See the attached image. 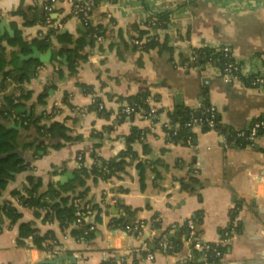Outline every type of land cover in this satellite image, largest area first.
Segmentation results:
<instances>
[{"label":"crops","instance_id":"0c3cea01","mask_svg":"<svg viewBox=\"0 0 264 264\" xmlns=\"http://www.w3.org/2000/svg\"><path fill=\"white\" fill-rule=\"evenodd\" d=\"M48 1L0 0V22L4 20L14 34L16 28L21 30L24 37H36L50 29L62 28L61 32L68 31L77 38L81 31L88 30V26L82 28L80 24L83 23L72 14L69 0H50L51 16L45 15L43 23L36 21L27 25L22 8L33 14L43 9L47 13L45 5ZM104 1H107L106 5L99 2L97 10L91 14L90 28L96 26L103 30L108 21L114 19L115 30L121 28L128 37L136 34L130 28L131 24L144 26L150 16L169 12L168 28L155 27L153 30L162 42L167 43L162 44L161 52L158 47L145 52L141 68L136 63L139 56L136 48L130 49L125 59H117L108 33L101 42L86 46L85 50L91 56L76 62L73 76L69 64L75 60V57L72 59L75 54L61 56L62 76L53 63H37L34 78L23 83L33 91V97L19 106L25 111L18 113L26 116L24 121H19L26 124L30 117L47 113L44 100L39 102V95L47 84H55L56 88H50L54 90L53 117H44L41 122L47 123L48 128L56 121L62 122L75 133H81L83 139L59 149L49 147L34 160L33 168L17 173L8 183L0 202L12 200L22 217L13 226H8V220L2 226L0 264H102L110 256V250L124 254L145 242L156 232L152 221L160 220V230L164 231L173 223L189 219L195 222V235L200 241L221 240L226 228L233 226L224 245L227 247L218 261L200 260L199 263L264 264V133L254 142L236 144L225 142L223 134L214 129L204 132L195 125L191 129L193 142L182 144L168 141L164 130V125L170 123L169 113L181 106L198 112L206 105H214L218 118L231 131L248 129L254 120L264 115V85L251 87L243 81L225 82L216 61L204 62L198 55L197 60L192 57L195 49L217 50L219 46H227L233 59L242 63L243 74L257 70L259 62L255 55L264 51V0ZM68 15L64 23L61 22V18ZM5 34L9 35L7 31ZM149 39V34L142 35L143 42ZM52 42L61 43L54 36ZM167 45L173 47L172 57ZM11 49L8 46L7 50ZM39 50L46 52L42 48ZM147 89L149 107L161 109L157 120H150L142 109L124 118L118 115L119 107L126 102L121 101L120 96ZM65 93L69 94L73 105L64 101ZM177 94L181 95L180 103H177ZM93 98L100 99L110 112L108 116L91 107ZM2 102L3 93H0ZM83 106H88V111H81ZM71 117L76 121H71ZM134 127L144 130V138L153 148L148 156L143 157L150 160L161 158L159 169L165 179L155 186L154 172L145 168L146 186L142 188L139 158L130 162L128 173L120 179L114 177L97 182L89 179L86 200L101 207L102 216L101 222H96L94 217L86 219L94 228L89 238H77L76 224L63 227L57 220L44 221L45 208L39 209L41 216H35L32 209L14 199L13 192L22 191L32 175L42 188H46L50 181L55 183L56 176L67 172L73 176L68 181L76 177L81 166L79 154L86 167L92 166L94 153L105 158L115 156L126 148ZM56 136L50 134L48 139L58 142L60 137ZM131 143L134 150L141 153V142L132 140ZM161 148L168 150L161 154ZM178 175L183 176L181 181ZM187 179L192 182L191 189L184 186ZM114 186L128 189V192L116 193L118 198L121 197L119 201L112 198ZM125 205L139 209L136 217L144 222L142 235L110 227L112 215H116L117 210L116 216L125 215ZM32 220L42 233L53 231L62 248L60 256L42 250L33 236L26 238L22 246L16 244L19 224ZM149 246L155 257H141L138 264H175L177 258H198L186 236L182 237L181 249L175 253L159 250L154 243ZM168 247L166 242L164 248ZM57 257H61L62 262L54 260ZM128 262L132 263V257Z\"/></svg>","mask_w":264,"mask_h":264},{"label":"trees","instance_id":"16d2710c","mask_svg":"<svg viewBox=\"0 0 264 264\" xmlns=\"http://www.w3.org/2000/svg\"><path fill=\"white\" fill-rule=\"evenodd\" d=\"M193 1V0H191ZM48 4L52 5V2L49 0ZM99 0L95 1L94 9L91 14L97 10ZM22 14L27 25H32L36 21L41 23L45 20V15L51 16V12H47L43 9L37 14L28 12L26 8H22ZM44 14V15H43ZM41 15V17H40ZM70 15L61 18V22L64 21ZM170 21V13L163 12L160 14L152 15L148 18L143 25L140 24H131L130 28L135 31L136 34H129L125 36L124 31L119 28L115 30L114 28V19H110L106 24V27L101 30L97 29L98 34L106 36L110 34L112 39L110 46L115 48L117 59H125L127 53L130 49L136 48L139 50V56L137 58L138 67L143 66V54L151 47H158L159 52H161V46L163 43L159 35L153 32L155 27H160L163 29L168 28ZM89 24H92L89 20ZM83 25L88 30H83L80 32L79 37L74 38V36L68 31H62V28L50 29L46 33H41L36 37H24L22 31L16 28V32L13 36L8 34L0 36V93H3V102L0 103V198L3 195V192L6 190L8 183L15 179L16 174L33 168L34 160L40 156V151L47 152L49 147L59 149L68 144H74L80 142L83 139L81 133H75V130L70 126L64 125L62 122L56 121L48 128L47 123H42L41 120L44 117L52 118L53 114L48 115H38L30 117L28 123L23 125L27 129V133L24 134L16 128L9 127L12 121L16 123L19 120H25L26 116L24 113L16 114L15 110L19 106L25 105L33 97V91L26 88L23 83L26 80H29L28 70L33 63H38L39 61L35 60H26L23 64H20V55L22 52H29L31 46H36L44 50H51L52 57L51 63L56 67V71L62 76L63 71L61 69L62 61L61 56L65 54H75V60L70 62L69 68L71 70V76L74 74V67L78 60H87L91 53L85 50L87 45H94L96 38L94 36V30L96 26L89 27V25L83 23ZM152 27V28H151ZM91 29V30H90ZM149 34V41L143 42L142 35ZM52 36L57 38L61 43L56 44L52 42ZM138 38L141 40V44L136 45L134 39ZM102 45V44H100ZM8 46L11 47L10 54L8 55L7 49ZM167 49L173 53V47L167 45ZM197 55L202 57L204 62L207 61H216L219 68H222L223 57L216 49L211 48H200L197 51ZM232 55V54H231ZM197 56V57H198ZM233 58V56H232ZM79 85H82L79 83ZM50 88H56L55 84H47L44 90L39 95V102H43L44 98L48 95ZM86 91H90L86 87ZM149 90L143 92L129 95V96H120L121 101H126L125 103L135 107V111L145 110L148 113L150 107L148 104ZM69 94L65 93L64 101H68L70 105H73L69 99ZM95 102L91 107L97 108L100 104L99 98H94ZM161 109H157L159 113ZM135 112V113H136ZM134 114V113H131ZM130 114V115H131ZM196 115V111L187 106H181L177 110H174L169 113L170 115V126L166 127L164 125V130L166 131V138L172 143H182L188 144V140L193 142L194 134L192 132L193 126H187L186 123L191 119L192 115ZM128 116L127 114L120 113V117L124 118ZM205 117V116H204ZM203 117V118H204ZM158 119V118H157ZM154 119L152 121H155ZM214 126L210 127L206 124H201V129L206 132L211 129L218 131L219 133L233 132L221 122L218 118V114L214 116ZM71 121H76V118L71 117ZM264 120V115L260 116L254 122ZM253 122V123H254ZM176 131V134H174ZM248 132V131H247ZM59 135L60 140L58 142H52L48 139V135L53 134ZM264 133V127L258 128V134L261 135ZM144 130L139 128H132L131 134L129 136L127 146L124 150L120 151L113 157L105 158L98 154H93V164L91 167H86L83 162L84 158L81 156L79 160L81 163L80 172L76 177L70 179L64 184L54 183L50 181L46 188L41 187V183L36 179L34 175L28 178V181L23 185L22 191H14L13 197L21 205L32 209V212L35 216H41L39 211L40 208H45L46 212L44 214V221H59L60 225L66 227L71 224H75L77 218L76 210L77 207L73 203V198L78 195H83L85 198L88 194L89 187L87 182L89 179H93L94 182H97L99 179L102 180H112L114 177L122 178L126 175L127 166L131 161L135 159H140L138 168L140 169V180L142 188H145V165L149 164L152 171L154 172V185H160V182L165 179V176L162 174L159 169L161 158H156L155 160H150L148 157L144 158L143 156H148L152 152V146L144 138ZM57 137V136H56ZM235 139V140H233ZM231 138L230 142L236 144H245L250 143L246 138ZM139 140L141 142V153L134 150L131 141ZM167 148H161L159 152L164 154L167 152ZM185 188L191 189L192 182L187 179L185 182ZM113 191L117 194L128 192L127 188L122 186H114ZM121 197L118 198L119 201ZM39 208H36V206ZM96 208V213L94 219L96 222L102 221L101 216V207L97 204H93ZM125 215L116 216L112 215V228H123L125 230L127 225L133 227L139 220L136 215L138 208H132L130 206H124ZM22 213L16 207L14 202L9 199H3L0 202V231L2 226L8 220V226H13L20 221ZM90 226L86 223L85 228ZM152 226L156 230L153 237V243L156 244L157 249L162 250L167 253H175L179 251L182 247V237L188 235L189 228L187 223L179 224L177 228L161 231L160 220L152 221ZM233 226H228L226 229L230 230ZM83 227H77L74 229L76 232H81L85 229ZM131 233H136L135 230H127ZM94 233V228L90 231L89 237ZM33 236L35 242L40 244V248L47 253H54L55 246L59 245L58 240L52 230H47L44 233L39 231L35 226V221H23L19 224L18 227V237L16 239V244L22 246L25 239ZM194 241L197 240L196 235L193 238ZM168 243V248H164V244ZM227 246H222L221 251ZM110 254L106 259L108 264H117V261L127 259L132 257L131 264H138L141 257H144V254H137L136 252L124 255L119 254L118 251L110 250ZM200 253H196V256H199ZM197 258V257H194ZM219 256H215L214 253H210L207 256V261H218ZM195 260V259H194ZM62 262V261H60ZM194 262L188 261L186 264H193ZM201 262L199 264H203Z\"/></svg>","mask_w":264,"mask_h":264},{"label":"built area","instance_id":"2783aa9c","mask_svg":"<svg viewBox=\"0 0 264 264\" xmlns=\"http://www.w3.org/2000/svg\"><path fill=\"white\" fill-rule=\"evenodd\" d=\"M72 3V14L79 18V20L82 23H85L89 25V20L91 18V12L94 9L95 1L97 0H84V1H78V0H69ZM99 2H103L104 5H106L107 1L99 0ZM45 8L48 12L52 11V7L49 4L45 5ZM2 14L0 13V19ZM49 19V18H48ZM98 27L94 30V36L98 42H101L103 39V36L98 34L97 32ZM149 40H146L145 42H148ZM144 42V43H145ZM134 43L136 45L141 44V40L138 38L134 39ZM197 51L198 49H195L193 51V59L197 60ZM217 52L220 53V55L223 57V67L220 68L223 80L225 82H233V81H243L245 84L251 86V87H260L264 85V51H261L255 55L256 60L259 62L258 69L253 71L251 73L243 74V67L242 63L236 61L232 58L230 48L227 46H219L217 48ZM95 102V99H92V104ZM98 111L103 116H108L110 114L109 110L106 109V107L100 103L97 107ZM81 111H88V106L81 107ZM135 107L125 103L122 104L119 107L118 115L120 116V113H124L127 115H130L131 113H135ZM150 120L157 119L159 116V113L157 112L156 108L150 107L148 113L143 111ZM217 114L216 107L214 105H206L198 111V115L196 112V115H192L191 119L186 123L187 126H201V124H206L210 127H213L214 122V116ZM205 116V117H204ZM204 117V118H203ZM166 127L170 126V123L165 124ZM264 127V120L256 121L254 122L248 129L245 130H239V131H233V132H227L222 133L223 134V140L231 141V138H246L250 142H254V140L257 138L258 134V128ZM248 131V132H247ZM174 134H176V131H174ZM235 140V139H233ZM188 143H191L190 140H188ZM81 154L78 155V159H81ZM113 200H117L118 196L116 192L112 194ZM73 203L77 207L76 215L77 218L75 220V224L78 227L85 228L86 226V219L90 217H94L96 211V208H94L93 204L90 201H87L86 198L83 195H78L73 198ZM187 223V226L189 228L187 239L192 242V248L195 253H200L198 258L194 257H186V258H177L175 264H186L188 261H193V264H199L200 260H207V256L212 252L215 254V256H221L222 251L221 247L225 245V243L229 239L230 232L229 230H226L224 232V235L221 240L215 241V242H207V241H200L196 240L194 241V235H195V222L192 219L186 220L181 223H173L170 227L171 229L177 228L179 224ZM113 222H110V227L112 228ZM93 229V226L90 225L87 228H85L82 233L77 232L76 236L77 238H89L90 231ZM127 230H135L137 235L143 234L144 229V222L139 221L137 222L133 227H130V225L126 226ZM154 234H151L148 236L147 240L143 242L139 247L127 250L124 255H128L131 253L136 252L137 254H144V257L147 259H153L154 252L150 248V244L153 243ZM62 252V248L59 245L55 246L54 253H51L52 256H60ZM112 256V254H110ZM131 256V255H130ZM129 256V257H130ZM107 259V258H106ZM106 259L102 264H108L106 262ZM195 259V260H194ZM117 264H131L128 262L127 259H123L121 261H117Z\"/></svg>","mask_w":264,"mask_h":264},{"label":"water","instance_id":"95a60500","mask_svg":"<svg viewBox=\"0 0 264 264\" xmlns=\"http://www.w3.org/2000/svg\"><path fill=\"white\" fill-rule=\"evenodd\" d=\"M80 26L83 28V24H80ZM7 31L9 33L10 36H13L14 35V30L11 29L10 26H8L6 24V22L3 20L0 22V36H2L4 34V32ZM30 52L28 53H22L20 52L19 55H20V64L22 65L24 61L26 60H35V61H39L40 63L42 64H48L51 62V57H52V53H51V50H47L45 53H42L38 47L36 46H31L30 48ZM7 53L8 55L10 54V51L7 50ZM74 55L72 56V59H74ZM200 59V58H199ZM196 63V62H195ZM37 63H33L32 66L29 68L28 70V77L29 78H34L35 76V71L37 69ZM53 94H54V90L53 89H50L48 91V95L47 97L44 99V102L46 104V110H47V113L48 114H52L53 112V109H54V97H53ZM180 97L181 95L180 94H177L176 95V99H177V103H180ZM24 112L25 109L23 107H19L15 110L16 113L18 112ZM197 115H198V112H197ZM28 116L30 117V112H28ZM9 127H12V128H16L18 130H20L22 133L26 134L27 133V129L26 127L23 125V122L22 121H19L18 123H16L15 121H12V123L10 124ZM40 155L44 154V151H40L39 152ZM145 168L151 172V167L149 165H146ZM72 174L67 172L66 174L64 175H58L54 178L55 182L56 183H60V184H64L65 182L68 181L69 178H72ZM177 178L181 181L183 176L180 177L179 175L177 176ZM114 208V207H113ZM119 213V210H117L115 212V214L117 215ZM151 247L154 249L155 245H151ZM54 260H62L61 257H57L55 258Z\"/></svg>","mask_w":264,"mask_h":264}]
</instances>
